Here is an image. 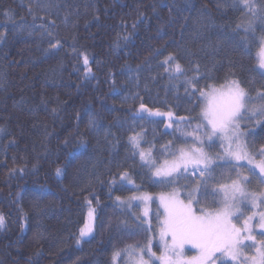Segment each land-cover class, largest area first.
I'll return each mask as SVG.
<instances>
[{"label":"trees","instance_id":"1","mask_svg":"<svg viewBox=\"0 0 264 264\" xmlns=\"http://www.w3.org/2000/svg\"><path fill=\"white\" fill-rule=\"evenodd\" d=\"M230 4L0 0V264H113L115 250L143 246L153 234L122 201L197 187L187 178L160 183L132 155L128 137L140 133L142 147L159 160L168 147L188 146L184 134L201 121L199 89L220 87L231 76L254 97L264 91L257 65L264 24L257 21L247 35L236 31L243 15ZM53 38L58 48L50 46ZM169 54L188 77L199 65L198 100L185 91L184 76L169 79L173 71L163 64ZM140 104L161 115L139 112ZM168 113L186 119H167ZM252 132L255 152L264 144V121ZM124 172L135 188L123 182ZM236 177L217 168L206 196L204 183L199 187L198 207L213 210L219 187ZM90 209L93 235L77 244Z\"/></svg>","mask_w":264,"mask_h":264},{"label":"snow or ice","instance_id":"2","mask_svg":"<svg viewBox=\"0 0 264 264\" xmlns=\"http://www.w3.org/2000/svg\"><path fill=\"white\" fill-rule=\"evenodd\" d=\"M264 3V0H261ZM230 7L240 11L243 18L236 24V31L243 32L245 35L255 30L257 21L264 24V8L256 0H231ZM67 17H65V21ZM55 26V21L50 22ZM43 27V25H41ZM135 28V24H133ZM45 31H47L45 29ZM48 36H53L51 31H47ZM127 39V37H124ZM52 48H58L60 41L53 38L49 40ZM73 51L75 46L73 45ZM258 64L264 69V37H261V46L258 52ZM83 63L86 71L92 70L88 66V57L83 55ZM163 64L166 65L165 71L172 69L173 75L169 79H180L185 77V91L198 100L196 95L199 81V65H195L193 75L187 76L183 66L169 54ZM264 78V74H262ZM209 79V77H206ZM208 86V85H206ZM211 87V86H208ZM199 96L204 97L206 104L201 108V121L191 132L184 134L185 138L181 143L189 147L178 148L172 153L173 159L165 161L163 166L156 165L155 160L149 159L151 152L148 153L141 148V134L134 133L128 137L129 144L133 151L132 155L139 156L144 165L149 170L155 169L154 175L158 177H172L171 180H161L160 183H173L180 177L187 178L188 175H196L198 178L207 176L204 181L205 192L209 181L212 180V173L217 168H229L236 171L237 179L231 181L229 185H221L219 203L213 210L198 207L200 201L197 200L199 185L193 188L185 199H180L178 192L173 191L167 196L161 195L160 200L164 207V220L161 223L159 232L161 241L164 244V250L161 255L152 251L151 240H148L144 246L137 247L129 245L127 248L115 250L112 254L113 264L121 257V253L126 254L128 259L133 260V264H264V208L258 213L253 211L260 205H264V191L249 192L246 185L252 181L247 176H242L239 169L245 167L240 161H247L248 172L259 180L264 186V144H261L255 152H249L250 138L249 132L242 129L241 124L247 120L255 119L256 123L264 121V91L257 90L255 97L250 95L249 91L241 86L237 79L231 76L225 77V82L219 87H211V91L205 92L199 89ZM199 106V105H198ZM139 112H148L149 115H161L159 111L152 112L144 104H140ZM171 117V113L167 114ZM140 119L144 117L139 116ZM180 120L186 118L181 116ZM192 122L189 121V124ZM203 125V132H200V126ZM172 127V122L168 124ZM0 131H3L0 128ZM197 133H200L197 135ZM255 133L251 132V142H255ZM186 136H193L192 140L186 139ZM201 136L203 139H201ZM198 145V146H197ZM222 148V153L210 155L215 148ZM205 148L208 151H205ZM222 160L223 163H216ZM215 165V166H213ZM189 166L192 171L189 173ZM259 170L257 174L256 170ZM183 170V171H182ZM15 171V169H13ZM60 169H57V175ZM178 174V175H174ZM128 177L124 172L121 179ZM129 183L134 181L129 178ZM222 193V194H221ZM120 200V197H116ZM131 199H147V197H132ZM214 202L216 197H213ZM91 204V201L88 202ZM241 204L245 205L241 210ZM129 206H131L129 204ZM94 209L89 210L90 223L80 230L81 239L91 235L93 228L91 221L93 219ZM251 212V215L247 213ZM145 215L147 212L145 211ZM258 216L255 227L260 229L259 233H254L251 223ZM235 217V221L234 218ZM242 222V223H241ZM5 219L0 215V228H3ZM239 225V226H238ZM259 235V239L257 236ZM251 242V243H246ZM186 245H191L198 250V255L185 258L183 251ZM245 250L254 251L253 256H246ZM135 254V255H134Z\"/></svg>","mask_w":264,"mask_h":264},{"label":"rangeland","instance_id":"3","mask_svg":"<svg viewBox=\"0 0 264 264\" xmlns=\"http://www.w3.org/2000/svg\"><path fill=\"white\" fill-rule=\"evenodd\" d=\"M257 65L259 67L258 55H257ZM259 70L264 73V69H261L259 67ZM215 88H219V87H215ZM209 91H211V90H209ZM209 91H207V92H209ZM201 98H202V103H203V106H204L206 104V101H205L204 97H201ZM164 117H166L167 119H173V120L181 121L179 118H176V117H174L172 115H171V117H169L168 115H165ZM169 123L170 122H167L166 130H171V128H172V127H168ZM257 125H258V123H256L255 119H252V120H247V121L243 122L241 124V127L245 131L251 130L250 132H252L254 129H256ZM201 139H203L202 136H201ZM140 140H141V145H140L141 148L145 151V153H148L149 150L142 147V139H141V137H140ZM178 148H181V147H179V146H175V147H172V148L168 147V148H166V152L165 151H161L162 156H159V158H160L159 160H158V158L155 155H153L154 154L153 151L150 150L151 155H150L149 159L155 160L156 165L163 166L164 162L166 160L170 162L173 159L172 153L175 152ZM217 150L219 151L218 153H222V151H223V149L219 148V147H217ZM248 150H249L250 153L252 152L250 149H248ZM213 152L214 153H210V155L215 156V154H216L215 150H213ZM156 160H158V162ZM216 163H223V161L222 160H218V161H216ZM239 163L245 165V167L239 169V172L241 173V175L242 176H247L248 179L252 181L251 184L246 185V190L249 191V192H253V193L264 191V186H262L259 183V180L256 177L252 176L251 173L248 172V167H251V166L247 165V161H240ZM152 171H153L152 173H153L154 178L157 179V180H171L172 179V177H158V176H155L154 175L155 169L153 168ZM191 171H192V166H189L188 172L190 173ZM256 171H257V174H258L259 170L257 169ZM174 175H178V174H174ZM206 177L207 176L198 178V173H197L196 175H188L187 179H190V182L194 181L195 184L199 185V187L200 186L202 187ZM179 179H184V177H180ZM234 179H237V177L229 179L228 183L230 184L231 181L234 180ZM128 180H129L128 178H125V179H123V182L126 183L129 186L134 187V183H129ZM175 181L176 180H174L173 182H175ZM229 184H226V185H229ZM191 191L192 190H188V191L186 190L185 191L186 193H183L182 191L176 190V192H178V194H179L180 199H185L187 197V195L189 194V192H191ZM219 191L221 192L220 189H219ZM168 194L152 195V194L141 192V193H137V194L135 193L132 197H134V196L135 197H147V199H130V200L122 201L124 206L126 208H129L132 211V213L136 217H138V219L143 224L146 225V227L148 228V230L150 232H153V234H151V238H150L151 239V246H152V251L156 252L157 255H161L163 253V250H164V244H163V241H161L160 232H159L161 223L164 220V207H163V205L161 203L160 197H161V195L167 196ZM119 201H121V200H118V203H119ZM129 204L131 206H129ZM244 208H245V205L241 204V210H244ZM262 208H264V205H260L259 201H258L257 207L255 209H253V211H256L258 213ZM145 211L147 212V215H145ZM247 214L251 215V212H248ZM233 219L235 221V217ZM256 220H258V216L251 223L253 224L254 233L258 234L260 229L255 227ZM94 221H95V219H94V213H93V219L91 221L93 231H94ZM89 223H90L89 215H87L86 225H88ZM93 231H92L91 235L82 238L81 242L84 241V240L89 239L93 235ZM79 237H80V235H79ZM257 238L259 239V235L257 236ZM246 243H251V242H246ZM137 247H142V246H137ZM255 254L256 253L254 251L245 250V255L246 256H253ZM183 255H184L185 258L194 256V255H198V250L196 248H193L191 245H186L185 248H184V251H183ZM116 262L117 263H121V264H133V260L128 259L126 254H124L123 252L121 253V257ZM156 264H159V262L157 261Z\"/></svg>","mask_w":264,"mask_h":264},{"label":"bare ground","instance_id":"4","mask_svg":"<svg viewBox=\"0 0 264 264\" xmlns=\"http://www.w3.org/2000/svg\"><path fill=\"white\" fill-rule=\"evenodd\" d=\"M198 92V91H197ZM153 237V236H152ZM151 240V239H150ZM9 244V243H8Z\"/></svg>","mask_w":264,"mask_h":264}]
</instances>
